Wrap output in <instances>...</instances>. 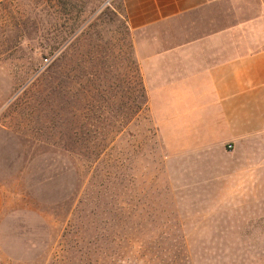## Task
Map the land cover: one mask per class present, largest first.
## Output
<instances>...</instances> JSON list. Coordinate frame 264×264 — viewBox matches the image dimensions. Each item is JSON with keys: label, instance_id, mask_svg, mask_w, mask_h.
Here are the masks:
<instances>
[{"label": "rangeland", "instance_id": "374dc122", "mask_svg": "<svg viewBox=\"0 0 264 264\" xmlns=\"http://www.w3.org/2000/svg\"><path fill=\"white\" fill-rule=\"evenodd\" d=\"M123 14L0 0V264H264V193L209 207L162 159Z\"/></svg>", "mask_w": 264, "mask_h": 264}, {"label": "crops", "instance_id": "0c3cea01", "mask_svg": "<svg viewBox=\"0 0 264 264\" xmlns=\"http://www.w3.org/2000/svg\"><path fill=\"white\" fill-rule=\"evenodd\" d=\"M122 2L162 159L174 161L173 175L186 180L177 184L203 193L209 207L258 204L264 0ZM2 204L0 188V213Z\"/></svg>", "mask_w": 264, "mask_h": 264}]
</instances>
